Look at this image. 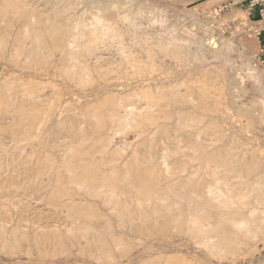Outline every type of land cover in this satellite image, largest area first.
Returning a JSON list of instances; mask_svg holds the SVG:
<instances>
[{
    "label": "rangeland",
    "instance_id": "1",
    "mask_svg": "<svg viewBox=\"0 0 264 264\" xmlns=\"http://www.w3.org/2000/svg\"><path fill=\"white\" fill-rule=\"evenodd\" d=\"M19 1L17 3L16 0H10L11 6L9 5L8 9H20L21 6L24 8H22L23 10L27 9L37 15L41 13L42 15H40V17L31 18V22L28 24L30 33H25L30 36L27 35L25 38L26 40L23 39L22 42V37L20 38L18 32L22 19H5V21L0 23V38H4L7 42L5 47H0V191H2L0 192V264H263V204L261 206L262 209L259 208L251 212L250 209H248L249 206L251 207L249 203L247 208L240 210L244 212H242L243 214L238 210L229 215L233 218H238L240 213L243 216H248L251 212L252 216L261 223L258 226L259 229L257 228L254 232L255 234L247 233L243 228H236L237 230L229 229L227 225L217 226L215 230H207L208 234L205 232L210 239V241L208 240L209 244L212 243V241L217 242L220 236H227L229 238L231 236L229 239V248L232 252L230 254L221 255L222 253L220 254L219 251H215L209 244H203L205 242H202L201 238L205 235L204 232L198 233L202 235L198 236L197 233L195 235L189 234L180 226H170L166 232H155L146 235L137 230L142 228L141 224L137 226L135 231L133 230V224L121 225L122 216L117 215L115 211L113 212V210L108 208L107 204H104L96 197L74 194L72 191L73 185H70V183L67 185V183L63 182L66 178H64V173L59 170L57 175V173L52 171L54 166L61 168L63 164L71 168L70 170L73 171V175L80 163H84V160L93 159L90 154L93 155L95 149L96 151L94 154L97 153L98 150H102L106 151L103 155L108 157L111 156V153H114L115 149L120 148L121 144L124 145L125 142H129L130 149L138 150H136L137 159L135 158V165L133 166L139 167L138 169L140 171L145 169V163L152 157V154L154 156L156 153H159L161 148L166 152H172L168 158L169 161L172 160V163L175 161L177 164L182 163L186 160V157H188L187 159L196 160L191 161L197 164L198 159L195 150L200 149L201 145L207 144L205 138L209 130H205V128H208L206 126L208 122L214 121L218 124L219 129L213 132H216L222 137H218L219 139L215 144L223 147L222 143L224 142H234L235 144L231 146L234 148L236 147L235 152L241 153V157L248 162L246 164L248 169L245 167L242 173L251 180L256 179L259 175H264V118L262 117L264 112L260 106V97L262 96L261 85H264V67H262L254 57L255 53H259L260 48L264 46V33L262 32L263 34H260L259 32V34L255 36H249L243 30L244 23L252 20H256V26H261L258 7L252 9L249 6V0H128V2L120 0L123 1V6L121 5L119 10H124L128 7L133 10L138 8L144 10L141 15H136L135 21L137 20V25H128L124 20H119L117 27L120 32L118 34H106L102 36L101 39L95 43L94 50L88 52L86 51V47L90 46L88 41H86L88 35H85L83 30L79 34L80 36H74L66 41L67 47L57 49L54 41L50 39L43 28L46 27L45 29H49V26L55 22H57L55 24H61L63 22V17L57 16L58 18H56L53 8L47 1ZM90 5V3L80 0L69 12L73 13L78 11L82 13V11L86 7H90ZM110 11L113 12L114 8H110ZM84 17H89L87 12L84 14ZM107 17L111 19L110 22L114 20V16L111 13L107 14ZM160 20H162L161 23ZM43 21L45 23H43ZM34 24L35 26L32 28ZM42 25H44V27ZM132 26L133 28H131ZM35 28L42 29L46 33L43 39L45 43L38 42V45L32 38L34 32L37 30H35ZM130 32L131 34H129ZM132 34L133 36H131ZM210 35L213 36L212 39H217L215 40V44L219 46L222 53H224V46L231 43L236 47H244V56L238 57L236 49L230 51V61L226 63L222 62L221 57L213 58L210 52L202 56L200 50L204 49V46L205 48L208 46L207 39ZM170 36L173 37V39ZM197 39H202L203 44L200 45ZM19 42L23 45V48L20 50L21 53L17 54L15 57V55H11V52L18 47L17 45L20 44ZM83 42L85 45H83ZM51 44L53 45L52 47ZM96 45L98 46L96 47ZM45 47H47L48 50ZM144 49H147V51ZM64 51L65 53L63 54ZM150 51L153 53L152 56L147 54ZM121 52H123V55ZM175 54L178 57H176ZM198 55L199 57H197ZM74 57L76 60H74ZM132 60L135 61H133V65ZM246 63L255 66V68L257 67L258 71L261 73L257 81L248 76L245 68ZM132 66L134 67L132 68ZM149 66L153 69H149ZM79 75L81 77L84 76L81 78ZM86 79L88 80L86 81ZM202 80L206 82H202ZM203 84L210 86L208 89H204ZM10 85L12 86L10 87ZM201 89L204 91L207 90V92H201ZM27 92L29 94H27ZM187 92H191L194 95L193 100L187 101L186 98L184 99L183 95L187 94ZM178 93H181V95L179 96ZM204 93H208V95L206 94L207 96L203 97ZM128 97H131L130 100ZM142 97H144V100ZM132 98L134 99L132 100ZM165 103L169 106H165ZM117 104H120V106H117ZM137 104H139V106ZM29 106H31V108H29ZM92 106H94L93 109L90 108ZM164 106L167 109L164 108ZM96 107L97 112L95 111ZM118 108L121 109V111ZM143 109L145 114L141 112ZM133 111H135V115L132 116ZM180 112H182L181 115L179 114ZM156 114L158 116H156L157 118L154 116ZM175 114L179 118H177ZM182 114L183 116L196 114L199 118V122L203 120L202 123L197 122V127L200 125L202 132L197 136L198 142H201V145H199L200 147L197 146L198 149L196 147L190 149V147H192L191 144H193L192 142L196 140L195 128L197 127L183 128L179 125L177 126V122L183 117ZM163 115H165V118ZM117 116H119V118ZM130 116L134 117V119L131 120L132 122H129ZM29 121L34 123L31 132L33 130L37 131L39 133L38 135L44 139L43 141L38 142L32 135L28 136L21 133L25 126L24 124ZM172 124H175V126L173 127ZM133 125H146L149 127L145 134L143 133L144 129ZM175 127H177V129ZM190 128L194 131L192 132ZM174 129L175 132L173 131ZM141 133H143V135ZM155 133H157V135ZM112 135L115 136L113 137ZM167 135L169 136L167 137ZM86 142L87 145H85ZM151 143L152 145H150ZM183 144L184 146H182ZM15 146L20 148L18 149ZM82 146L83 148H80ZM45 152L46 155H44ZM76 152H79L78 154H81V157L77 155ZM192 152L195 153V155ZM179 153L184 154L180 155ZM51 155L53 156L52 158H50ZM26 156L28 158H26ZM61 156L63 158H61ZM145 158L148 159L146 160ZM256 158L262 163V166L258 169H256V165L254 164L256 163ZM75 159L76 161H74ZM244 159H240V161L243 162ZM128 161L126 160V162ZM141 161L145 162L143 163ZM234 161H239V158H235ZM125 163L123 165H117L118 167L116 166L115 168V176L111 175L115 188L118 187L117 190L124 191L123 194H119L122 198L121 201L124 200V197L128 200L129 194L133 193L130 192L131 185L132 187H137L138 185L143 192L145 191V183H137L136 181L138 180H136V178L138 179V177L136 175H134L135 178L133 179V176L131 177L130 175L122 177L120 174H117L118 172L120 173L121 170L131 169V167ZM3 166H5V168ZM135 170L136 169H133V172H137ZM43 172H47V175ZM30 174H32V178L29 176ZM116 176L117 179L115 180ZM38 177H41L39 178L40 180H38ZM231 178L232 177L229 178L230 181H236L235 178ZM35 179H37L36 182ZM47 180L49 181L47 182ZM120 180L122 181L120 182ZM127 180H130L132 183H128ZM40 181L42 183H40ZM43 182L45 183L43 184ZM60 185L66 195L65 198H70L71 205H73V202V206H76L78 203L86 205L88 201L95 203L97 209L100 211L99 216L101 221L97 223L94 222V226L99 228L102 221H108L113 226V231L111 233L114 236L107 235L106 238L104 237L100 241H96L98 237H94L91 234L84 236L83 233H85V231L82 232L83 229L81 230V226L83 225L82 227L84 228L85 224L83 219L77 218L80 216L75 217L76 214L74 210L60 206H58V208L54 204L55 201L52 199V191L55 190V188L57 189V187L60 189ZM62 185L64 186L62 187ZM60 200L64 199L60 198L59 201ZM249 202H253V199H249ZM51 205H53V207ZM55 207L60 211H56ZM62 209H64L63 213L61 212ZM65 210L68 211L65 212ZM259 210L262 213L259 212ZM85 211L87 213L88 210L85 209ZM64 212L67 216H65L66 214ZM234 213H236V216ZM255 213H257V215ZM130 218L135 223H140L142 220L139 218L137 221V214H133ZM75 219L76 221H74ZM85 220H90V218L88 219L87 216ZM123 220L126 219L124 218ZM239 231H241L242 234ZM229 233L231 234L229 235ZM74 235L76 236L74 237ZM81 237L84 238L85 241H83ZM58 238L60 240H58ZM110 238L114 239L110 240ZM91 241H96L99 244L96 242L93 244ZM116 241H119L118 244ZM107 244L109 245L107 246ZM106 252L107 255L105 254Z\"/></svg>",
    "mask_w": 264,
    "mask_h": 264
},
{
    "label": "bare ground",
    "instance_id": "2",
    "mask_svg": "<svg viewBox=\"0 0 264 264\" xmlns=\"http://www.w3.org/2000/svg\"><path fill=\"white\" fill-rule=\"evenodd\" d=\"M10 0H0V23L5 21V19H12V18H19L22 19L21 20V25L19 26V34H20V38H21V42L23 41V39L26 38L27 35L29 34H25L29 32V28H28V24L29 22H31V18H35V17H40V15H42V13L40 15H37L36 13L29 11L27 9L23 10L24 8L20 6V9H13V10H9L8 7L10 5ZM19 1V0H18ZM18 1L16 0V2L18 3ZM47 1L50 6L53 8L54 11V15L56 18H58L57 16H61L63 17V22L61 24H55L57 22H55L54 24H51L49 27V29H45L43 28L47 35L50 37V39L52 41H54L55 46L57 47V49H62L67 47L66 46V41L69 40L70 38H73L74 36H80L79 34L82 32V30L84 31L85 35H88V38L86 41H88V43L90 44V46L86 47V51H93L95 48V43L98 42V40L101 39L102 36L106 35V34H118L120 32L119 28L117 27V23L119 20H124L126 22V24L128 25H137V20L136 19V15L138 14H142L144 12L143 9L138 8L136 10L131 9L130 7L124 9V10H119V7L123 4V1L120 0H84V2H88L90 3V7H86L82 13L77 12H73L70 13L69 10L72 9L74 7V5H76L77 3L80 2V0H45ZM83 1V0H81ZM125 2H128V0H124ZM20 2V1H19ZM23 3V2H22ZM25 3V2H24ZM44 3V2H43ZM11 6V5H10ZM123 6V5H122ZM29 7V5H28ZM26 7V8H28ZM50 7V8H51ZM252 9H255V6H250ZM23 8V9H22ZM31 8V6H30ZM51 8V9H52ZM110 8H114V11L111 12ZM50 11V9H49ZM150 11V10H149ZM88 13L89 17L85 18L84 14ZM112 14L114 17L111 22L109 19V17H107V14ZM46 16V15H43ZM87 16V15H86ZM156 16V15H155ZM154 16V17H155ZM50 18V17H49ZM47 18V19H49ZM55 18V19H56ZM116 18V19H115ZM148 18V17H147ZM150 18V17H149ZM156 19V18H155ZM36 20V19H35ZM34 20V21H35ZM38 20V19H37ZM45 20V19H43ZM59 21V20H58ZM123 21V22H124ZM147 21V20H146ZM150 21V20H149ZM157 21V20H156ZM162 20H160L161 23ZM48 22V21H47ZM152 22V21H151ZM155 22V21H154ZM33 23V22H32ZM31 23V24H32ZM43 23H45L43 21ZM50 23V22H48ZM47 23V24H48ZM36 24V23H35ZM35 24L32 26V28L35 26ZM123 24V23H122ZM38 25V24H37ZM170 25V24H169ZM44 27V25H42ZM133 26L131 28H133ZM140 26V25H139ZM138 26V27H139ZM39 27V26H38ZM166 27V26H164ZM31 28V27H30ZM48 28V26H47ZM126 28V27H125ZM137 28V27H136ZM37 28H35L36 30ZM129 29V28H128ZM127 29V30H128ZM135 30V29H134ZM34 31V30H32ZM31 31V32H32ZM129 31V30H128ZM17 32V33H18ZM43 32V33H42ZM264 33V28L261 29L260 34ZM30 33V32H29ZM42 29H37L32 38L36 41V43H45L43 40L44 36L46 34ZM150 33V32H149ZM262 33V34H263ZM4 34V33H2ZM7 34V33H5ZM131 34V32L129 33ZM121 35V34H120ZM2 36V35H1ZM30 36V35H29ZM111 36V35H110ZM133 36V34L131 35ZM164 36V35H163ZM173 36V35H172ZM48 37V38H49ZM118 37V35H117ZM122 37V36H121ZM171 37V36H170ZM169 37V38H170ZM178 37V36H177ZM212 35L208 36V42H207V47L204 49H201V54L202 56H204L206 53H211L213 58H218L221 57L222 58V62L226 63L230 61V51L231 50H235L238 53V57H243L244 56V47H236L231 43H228L224 46V53L221 52V49L219 48V46L217 44H215V40L217 39H212ZM6 38V37H5ZM19 38V39H20ZM82 38V37H81ZM104 38V37H103ZM115 38V37H114ZM134 38V37H133ZM158 38V37H157ZM173 39V37H171ZM211 38V40H210ZM18 39V38H16ZM31 39V38H29ZM112 39V38H111ZM117 39V38H116ZM115 39V40H116ZM131 39V38H130ZM129 39V40H130ZM159 39V38H158ZM178 39V38H177ZM180 39V38H179ZM194 39V38H193ZM26 40V39H25ZM76 40V39H75ZM121 40V39H120ZM124 40V39H123ZM132 40V39H131ZM157 40V39H156ZM175 40V39H174ZM198 40V39H197ZM28 41V38H27ZM43 41V42H42ZM102 41V40H101ZM114 41V40H113ZM146 41V40H145ZM177 41V40H176ZM179 41V40H178ZM18 42V41H17ZM25 42V41H24ZM82 42V41H81ZM80 42V43H81ZM103 42V41H102ZM109 42V41H108ZM133 42V41H132ZM153 42V41H152ZM151 42V43H152ZM171 42V41H170ZM173 42V41H172ZM175 42V41H174ZM199 44L202 45L203 40L200 39L198 40ZM6 40L4 38H0V47H5L6 46ZM20 43V42H19ZM32 43V41H31ZM30 43V45H31ZM79 43V42H78ZM84 43V42H83ZM105 43V42H104ZM129 43V42H128ZM136 43V42H135ZM164 43V42H163ZM168 43V42H167ZM189 43V42H188ZM33 44V43H32ZM70 44V42H69ZM88 44V45H89ZM132 44V43H131ZM150 44V43H149ZM153 44V43H152ZM151 44V45H152ZM165 44V43H164ZM172 44V43H171ZM39 45V44H38ZM71 45V44H70ZM75 45V44H73ZM77 45V44H76ZM85 45V43L83 44ZM81 45V46H83ZM118 45V44H116ZM135 45V44H134ZM159 45V43H158ZM157 45V46H158ZM18 47L16 49H13V51L11 52V55H16L21 53L20 50L23 48V45L20 43L17 45ZM26 46V45H25ZM41 46V45H40ZM53 45L51 44V47ZM98 45H96L97 47ZM119 46V45H118ZM117 46V47H118ZM122 46V45H121ZM150 46V45H149ZM155 46V45H154ZM161 46V45H160ZM159 46V48H160ZM164 46V45H163ZM169 46V45H168ZM167 46V47H168ZM174 46V44H173ZM31 47V46H30ZM35 47V46H34ZM70 47V46H69ZM73 47V46H72ZM76 47V46H75ZM79 47V46H78ZM120 47V46H119ZM148 47V46H147ZM156 47V46H155ZM171 47V45H170ZM183 47V46H182ZM28 48V47H27ZM42 48V46H41ZM40 48V49H41ZM47 50L48 48L45 47ZM74 48V47H73ZM111 48V47H110ZM124 48V47H122ZM121 48V49H122ZM146 48V47H143ZM158 48V47H157ZM165 48V47H164ZM31 49V48H30ZM78 49V48H77ZM84 49V48H83ZM115 49V48H114ZM126 49V48H125ZM36 50V48H35ZM118 50V49H117ZM145 50V49H144ZM150 50V49H148ZM159 50V49H158ZM173 50V49H172ZM27 51V49H26ZM32 51V50H31ZM38 51V50H37ZM41 51V50H40ZM39 51V52H40ZM54 51V50H53ZM71 51V50H70ZM98 51V50H96ZM147 51V49L145 50ZM164 51V50H163ZM199 51V52H200ZM30 52V51H29ZM51 52V51H50ZM76 52V51H75ZM79 52V51H78ZM77 52V55H78ZM83 52V51H82ZM87 52V53H88ZM124 52V51H123ZM123 52L122 55H123ZM157 52V51H156ZM168 52V51H167ZM65 53V51L63 52V54ZM71 53V52H70ZM120 53V52H118ZM158 53V52H157ZM197 53V52H196ZM32 54V53H31ZM30 54V55H31ZM43 54V53H42ZM41 54V55H42ZM47 54V52H46ZM80 54V52H79ZM89 54V53H88ZM87 54V55H88ZM148 55L152 56V51H150L149 53H147ZM155 54V53H154ZM168 54V53H167ZM74 55V54H73ZM90 55V54H89ZM93 55V54H92ZM95 55V54H94ZM136 55V54H135ZM140 55V54H139ZM176 55V54H175ZM189 55V54H188ZM43 56V55H42ZM71 56V55H70ZM102 56V55H101ZM125 56V55H124ZM123 56V57H124ZM134 56V55H133ZM142 56V55H141ZM140 56V57H141ZM28 57V56H27ZM32 57V56H31ZM148 57V56H147ZM176 57H178L176 55ZM180 57V56H179ZM199 57V55L197 56ZM201 57V56H200ZM66 58V57H65ZM70 58V57H68ZM77 58V57H76ZM83 58V57H82ZM90 58V57H89ZM98 58V57H97ZM120 58V57H119ZM131 58V57H130ZM194 58V57H193ZM111 59V58H110ZM126 59V58H125ZM143 59V58H141ZM153 59V58H152ZM188 59V57H187ZM200 59V58H199ZM32 60V59H31ZM74 60L75 57H74ZM73 60V61H74ZM99 60V59H98ZM97 60V61H98ZM107 60V59H104ZM135 60V59H134ZM134 60H132V65L135 62ZM180 60V59H179ZM80 61V60H79ZM82 61V60H81ZM134 61V62H133ZM139 61V60H138ZM70 62V61H68ZM90 62V61H89ZM100 62V61H99ZM113 62V61H112ZM118 62V61H117ZM124 62V61H123ZM141 62V61H140ZM73 63V62H72ZM119 63V62H118ZM126 63V61H125ZM182 63V62H181ZM71 64V63H70ZM68 64V65H70ZM74 64V63H73ZM82 64V63H81ZM86 64V63H85ZM83 64V65H85ZM97 64V62H96ZM106 64V63H105ZM130 64V63H129ZM67 65V66H68ZM76 65V64H75ZM80 65V64H79ZM87 65V64H86ZM115 65V64H114ZM122 65V64H121ZM73 66V65H72ZM77 66V65H76ZM135 66V65H134ZM132 66V68L134 67ZM148 66V65H147ZM66 67V66H65ZM81 67V65H80ZM84 67V66H83ZM86 67V66H85ZM89 67V66H87ZM102 67V66H101ZM129 67V66H128ZM145 67V66H144ZM151 69L152 67L149 66ZM73 68V67H72ZM82 68V67H81ZM95 68V67H94ZM105 68V67H104ZM108 68V67H107ZM124 68V67H123ZM148 68V67H147ZM245 68L247 70V74L248 76L252 77L253 80H258L259 77L261 76V73L258 71L257 67L255 68V66L250 65L249 63H246ZM63 69V66H62ZM85 69V68H84ZM109 69V68H108ZM131 69V68H128ZM136 69V68H135ZM148 69V70H149ZM153 69V68H152ZM61 70V68H60ZM65 70V69H64ZM96 70V69H95ZM99 70V68H98ZM97 70V71H98ZM101 70V68H100ZM104 70V69H103ZM118 70V69H117ZM127 70V69H126ZM146 70V69H145ZM68 71V69H67ZM72 71V70H71ZM70 71V72H71ZM77 71V70H76ZM106 71V70H105ZM69 72V74H70ZM80 72V71H77ZM87 72V71H86ZM99 72V71H98ZM130 72V71H128ZM146 72V71H145ZM66 73V72H65ZM85 73V71H84ZM102 73V72H101ZM109 73V72H106ZM77 74V73H76ZM83 74V73H82ZM81 74V75H82ZM128 74V73H127ZM138 74V73H137ZM74 75V73H73ZM72 75V76H73ZM78 75V74H77ZM85 75V74H84ZM83 75V76H84ZM102 75V74H101ZM104 75V74H103ZM80 76V75H79ZM83 76L81 78H83ZM87 76V75H86ZM91 76V75H90ZM95 76V73H94ZM69 77V76H68ZM88 77V76H87ZM78 78V76H77ZM93 78V77H92ZM96 78V77H95ZM74 79V78H73ZM85 79V78H84ZM83 79V80H84ZM91 79V77H90ZM81 80V79H80ZM88 79H86L87 81ZM75 81V80H74ZM76 82V81H75ZM80 82V81H79ZM83 82V81H82ZM202 82H206L205 80H202ZM84 83H88V82H84ZM22 85V84H21ZM24 85V84H23ZM80 85V83H79ZM83 85V84H82ZM6 86V85H5ZM8 86V85H7ZM12 85H10L11 87ZM210 85L207 84H203L204 89H208ZM14 87V86H13ZM28 87V86H27ZM163 87V86H161ZM158 88V87H157ZM183 88V87H182ZM213 88V87H212ZM160 89V88H159ZM261 93L262 96L260 97V106L263 109L264 112V85H261ZM10 90V89H8ZM143 90V89H142ZM146 90V89H145ZM151 90V89H150ZM162 90V89H161ZM170 90V89H169ZM175 90V89H174ZM213 90V89H212ZM25 91V90H24ZM28 91V90H27ZM158 91V90H157ZM176 91V90H175ZM187 91V90H186ZM201 92H207L204 91L203 89L200 90ZM11 92V91H10ZM26 92V91H25ZM137 92V91H136ZM139 92V91H138ZM148 92V91H147ZM152 92V90H151ZM32 93V92H30ZM144 93V92H143ZM141 93V94H143ZM149 93V92H148ZM174 93V91H173ZM172 93V94H173ZM8 94V93H7ZM6 94V95H7ZM26 94V93H25ZM27 94H29L27 92ZM128 94V93H126ZM152 94V93H151ZM165 94V93H164ZM163 94V95H164ZM176 94V93H175ZM179 94V93H178ZM208 93H204V96H207ZM3 95V94H2ZM11 95V94H10ZM145 95V94H144ZM181 95V93L179 94V96ZM128 96V95H127ZM143 96V95H141ZM171 96V95H170ZM177 96V95H176ZM184 99L186 98L187 101L188 100H193L194 99V95L191 92H187V94H184ZM29 97V96H28ZM125 97V96H124ZM150 97V95H149ZM157 97V96H156ZM155 97V98H156ZM159 97V96H158ZM131 98V97H130ZM130 98L128 97V99L130 100ZM144 100V97H142ZM172 98V97H171ZM1 99V98H0ZM121 99V98H120ZM134 98H132L133 100ZM154 99V98H153ZM183 99V100H184ZM205 99V98H204ZM126 100V99H125ZM142 100V101H143ZM186 102V101H185ZM190 102V101H189ZM188 102V103H189ZM11 103V102H9ZM133 103V101H132ZM182 103V102H181ZM122 104V103H120ZM120 104L117 106H120ZM134 104V103H133ZM132 104V105H133ZM180 104V103H179ZM190 104V103H189ZM4 105V104H3ZM2 105V107H3ZM12 105V104H11ZM139 106V104H137ZM144 105V104H143ZM159 105V104H158ZM157 105V106H158ZM168 105L165 103V106ZM7 106V105H6ZM13 106V105H12ZM11 106V107H12ZM127 106V105H126ZM136 106V105H135ZM164 106V108H166ZM169 106V105H168ZM47 107V106H46ZM49 107V106H48ZM94 106L90 107L93 109ZM163 107V106H162ZM24 108V107H23ZM29 108H31V106H29ZM122 108V107H121ZM159 108V107H157ZM170 108V107H169ZM103 109V108H102ZM119 109V108H118ZM123 109V108H122ZM167 109V108H166ZM97 110V107L95 109V111ZM121 111V109H119ZM155 110V109H153ZM161 110V109H160ZM8 111V110H7ZM10 111V110H9ZM14 111V110H13ZM46 111V110H45ZM61 111V110H60ZM94 111V113H95ZM149 111V110H148ZM151 111V109H150ZM177 111V110H176ZM36 112V111H35ZM89 112V111H88ZM97 112V111H96ZM135 111H133L131 114L132 116L135 115L134 114ZM144 112V109L143 111ZM147 112V111H146ZM161 112V111H160ZM186 112V111H184ZM9 113V112H8ZM25 113V112H24ZM91 113V112H90ZM125 113V111H124ZM123 113V114H124ZM152 113V111H151ZM182 112H180L179 114L181 115ZM60 114V113H59ZM96 114V113H95ZM104 114V113H103ZM121 114V113H120ZM122 114V115H123ZM126 114V113H125ZM130 114V115H131ZM145 114V112H144ZM163 114V113H162ZM184 114V113H183ZM182 114V116H183ZM21 115V114H20ZM90 115V114H88ZM92 115V113H91ZM110 115V114H109ZM121 115V116H122ZM129 115V114H128ZM139 115V114H138ZM141 115V114H140ZM159 115V114H158ZM161 115V114H160ZM166 115V113H165ZM163 115V117L165 116ZM176 115V114H175ZM178 115V113H177ZM176 115L177 118H179ZM179 115V116H180ZM35 116V114H34ZM33 116V117H34ZM83 116V115H82ZM127 116V114H126ZM150 116V115H149ZM155 117L157 116L154 115ZM170 116V115H169ZM202 116V115H201ZM91 117V116H90ZM104 117V116H102ZM112 117V116H111ZM119 118V116H117ZM124 117V116H123ZM128 117V116H127ZM131 117V116H130ZM140 117V116H139ZM158 117V116H157ZM156 117V118H157ZM262 117L264 118V115H262ZM31 118V117H30ZM60 118V117H59ZM99 118V117H98ZM101 118V117H100ZM106 118V117H105ZM116 118V117H115ZM165 118V117H164ZM162 118V119H164ZM94 119V118H93ZM97 119V118H96ZM117 119V118H116ZM126 119V118H125ZM134 119V117L129 118V122ZM145 119V118H144ZM154 119V118H153ZM26 120V119H23ZM21 120V121H23ZM100 120V119H99ZM111 120V119H110ZM119 120V119H118ZM117 120V121H118ZM128 120V119H126ZM101 121V120H100ZM145 121V120H144ZM160 121V120H159ZM162 121V120H161ZM172 121V120H171ZM203 121V120H202ZM202 121H200L202 123ZM96 122V121H93ZM99 122V121H98ZM114 122V121H112ZM121 122V121H120ZM132 122V121H131ZM146 122V121H145ZM197 122H199V118L195 115L192 114H188L187 116H183L179 122H177V126H181V127H197ZM199 122V123H200ZM24 123V122H23ZM101 123V122H100ZM115 123V122H114ZM125 123V122H124ZM149 123V122H148ZM147 123V124H148ZM175 123V122H174ZM95 124V123H94ZM98 124V123H97ZM96 124V125H97ZM126 124V123H125ZM140 124V123H139ZM155 124V123H154ZM153 124V125H154ZM23 125V124H22ZM24 128L23 131L21 132L22 134L25 135H32L34 137V139H36V141H43L44 139L39 136L37 131H32L34 127V123L32 121L27 122L26 124H24ZM100 125V124H99ZM113 125V124H112ZM115 125V124H114ZM173 125V124H172ZM98 126V125H97ZM117 126V125H116ZM120 126V125H119ZM122 126V125H121ZM125 126V125H124ZM136 127H141L142 129H144L143 133L146 134L147 128L149 126L146 125H133ZM161 126V125H160ZM165 126V125H164ZM175 126V124L173 125V127ZM203 126V125H202ZM208 128H205L209 130V132L206 133L207 137L205 138L207 141V144L205 145H201L198 140H197V136H199L200 132H201V127L200 125L195 128L196 129V140H194L191 144L192 147H190V149L193 148H197V146L201 145V148L196 151V157L198 159L197 164L192 163L193 159H187L188 157H186V160L183 161L182 163L177 164V162L172 163L171 161H169V155L172 152H166L164 151L163 148L160 149L159 153H156L154 156L152 154V157L145 163V169H143L142 171H140L138 168L139 167H134L133 165H135V158H136V154L137 151L134 149H130L129 147V142H125L124 145L121 144L120 148H117L119 146L116 147L117 149L114 150V153H111V156L105 157L106 151H97V153L94 154L93 151V155H91V158H93L92 160L89 159L87 161H83L84 163H80V165L78 166V168L76 169V171H74L73 175H72V170H70V167L64 166L62 164V167H55L52 169L53 172L59 173V170H61L64 173V178L65 180L63 181L64 183H70V185H73V189L72 191L74 192V194H83V195H87L89 197H96L99 198L104 204H107L108 208H110L111 210H113V212L115 211L117 213V215H121L122 216V221H121V225H125V224H129L132 225L133 224V230L135 231L137 229V226L139 224L142 225L141 229H137L139 230V232H142L146 235H150L153 234L155 232H159V233H163L166 232L168 230V227L170 226H180L182 227L185 231H187L189 234H193L195 235L196 233H201V232H205L207 233V230H212L217 227V226H222V225H227L229 227V229H239V228H243L244 231H246L247 233H254L256 231V229H259V224H261L255 217L252 216L251 212L253 210H258L259 208H261L262 204L264 205V175H259V177H256V179H249L248 177H246L243 173L242 170L246 167L247 168V161H245V159L243 157H241V153H237L235 152L236 147H232V144H235L234 142H224L222 143V146L216 145V141L219 139L218 137H220L216 132L219 129L218 124L214 121H210L208 122V124L206 125ZM106 127V125H105ZM130 127V126H129ZM128 127V128H129ZM167 127V126H166ZM165 127V128H166ZM171 127V126H170ZM180 127V128H181ZM193 127V128H194ZM117 128V127H116ZM160 128V127H159ZM168 128V127H167ZM166 128V129H167ZM172 128V127H171ZM177 129V127H175ZM78 129V128H77ZM90 129V128H89ZM115 129V127H114ZM136 129V128H133ZM140 129V128H139ZM182 129V128H181ZM180 129V130H181ZM186 129V128H185ZM28 130V131H27ZM83 130V129H82ZM127 130V129H126ZM137 130V129H136ZM169 130V129H168ZM190 130L192 131V129L190 128ZM189 130V131H190ZM92 131V130H91ZM118 131V130H117ZM121 131V130H120ZM160 131V130H159ZM175 132V129L173 130ZM184 131V129H183ZM188 131V130H187ZM194 131V130H193ZM192 131V132H193ZM203 131V130H202ZM80 132V131H79ZM94 132V131H93ZM92 132V133H93ZM110 132V131H109ZM113 132V131H112ZM116 132V130H115ZM122 132V131H121ZM120 132V133H121ZM172 132V133H174ZM186 132V131H185ZM191 132V133H192ZM90 133V132H88ZM91 133V134H92ZM111 133V132H110ZM140 133V132H139ZM143 133H141L143 135ZM148 133V132H147ZM153 133V132H152ZM151 133V134H152ZM158 133V130H157ZM157 133H155L157 135ZM169 133V131H168ZM181 133V131H180ZM190 133V132H189ZM202 133V132H201ZM164 134V133H162ZM204 134V133H203ZM89 135V134H88ZM87 135V136H88ZM96 135V134H94ZM137 135V134H136ZM140 135V134H139ZM178 135V134H177ZM180 135V134H179ZM23 136V135H21ZM91 136V135H89ZM113 136V135H112ZM115 136V135H114ZM113 136V137H114ZM138 136V135H137ZM155 136V135H154ZM169 135H167L168 137ZM172 136V135H171ZM170 136V137H171ZM184 136V135H183ZM192 136V135H191ZM194 136V135H193ZM85 137V136H84ZM157 137V136H156ZM155 137V138H156ZM177 137V136H176ZM180 137V136H179ZM140 138V137H139ZM148 138V137H147ZM154 138V137H153ZM172 138V137H171ZM181 138V137H180ZM222 138V137H220ZM81 139V137H80ZM108 139V138H107ZM186 139V138H185ZM184 139V140H185ZM79 140V139H78ZM77 140V141H78ZM93 140V139H92ZM111 140V139H110ZM109 140V141H110ZM155 140V139H154ZM167 140V139H166ZM188 140V139H187ZM232 140V139H231ZM70 141V140H69ZM86 141V140H85ZM108 141V140H107ZM108 141V142H109ZM171 141V140H170ZM173 141V139H172ZM186 141V140H185ZM203 141V140H202ZM233 141V140H232ZM237 141V140H236ZM235 141V142H236ZM72 142V141H71ZM111 142V141H110ZM156 142V140H155ZM164 142V141H163ZM169 142V141H167ZM205 142V141H204ZM74 143V142H73ZM76 143V142H75ZM81 143V141H80ZM141 143V142H140ZM150 143V142H148ZM162 143V142H161ZM170 143V142H169ZM175 143V142H174ZM178 143V140H177ZM180 143V142H179ZM184 143V142H183ZM189 143V142H188ZM238 143V142H237ZM79 144V142H78ZM82 144V143H81ZM84 144V143H83ZM91 144V143H90ZM95 144V143H94ZM108 144V143H107ZM131 144V142H130ZM137 144V143H136ZM143 144V142H142ZM141 144V145H142ZM154 144V143H153ZM165 144V143H164ZM187 144V143H186ZM203 144V143H202ZM2 145V144H1ZM87 145V142L86 144ZM144 145V144H143ZM152 145V143L150 144ZM14 146V145H13ZM19 146V145H18ZM17 147L18 149L20 147ZM21 146V145H20ZM67 146V145H66ZM76 146V145H75ZM81 146V145H80ZM100 146V145H99ZM105 146V145H104ZM116 146V145H115ZM184 146V144L182 145ZM227 146V147H226ZM235 146V145H234ZM7 147V146H5ZM70 147V146H69ZM68 147V148H69ZM78 147V146H77ZM90 147V146H89ZM93 147V145H92ZM102 147V145H101ZM112 147V146H111ZM138 147V146H137ZM200 147V146H199ZM16 148V149H17ZM80 148H83L80 147ZM129 148V149H128ZM150 148V147H149ZM166 148V147H165ZM176 148V147H175ZM179 148V147H178ZM182 148V147H181ZM17 149V151H18ZM105 149V148H104ZM187 149V148H186ZM15 150V149H14ZM12 150V151H14ZM70 150V149H68ZM74 150V149H72ZM140 150V148H139ZM149 150V149H148ZM152 150V149H151ZM173 150V149H172ZM178 150V149H176ZM175 150V151H176ZM1 151V150H0ZM20 151V150H19ZM24 151V150H23ZM75 151V150H74ZM77 151V150H76ZM144 151V150H143ZM147 151V150H146ZM187 151V150H186ZM16 152V151H15ZM69 152V151H68ZM72 152V151H71ZM88 152V151H87ZM124 152V153H123ZM185 152V151H184ZM190 152V151H189ZM70 153V152H69ZM77 153V152H76ZM79 153V152H78ZM77 153V155H79ZM86 153V152H85ZM90 153V152H89ZM154 153V152H153ZM193 153V152H192ZM6 154V153H5ZM14 154V153H13ZM12 154V155H13ZM23 154V153H22ZM74 154V153H72ZM175 154V153H174ZM180 155L184 154V153H179ZM195 155V153H193ZM19 155V154H18ZM44 155H46V152L44 153ZM64 155V154H63ZM81 155V154H80ZM79 155V156H80ZM149 155V154H148ZM245 155V154H244ZM65 156V155H64ZM140 156V155H139ZM146 156V155H145ZM177 156V155H176ZM21 157V156H20ZM48 157V156H47ZM53 156L51 155L50 158H52ZM68 157V156H67ZM81 157V156H80ZM149 157V156H148ZM173 157V156H172ZM171 157V158H172ZM179 157V156H178ZM26 158H28L26 156ZM61 158H63L61 156ZM86 158V157H84ZM89 158V157H88ZM191 158V157H190ZM235 158H239V161H234ZM8 159V157H7ZM129 159V161H128ZM137 159V158H136ZM146 160L148 158H145ZM176 159V158H175ZM240 159H244L243 162L240 161ZM26 160V159H25ZM49 160V159H48ZM53 160V159H52ZM65 160V159H64ZM63 160V161H64ZM78 160V159H77ZM83 160V159H81ZM126 160L128 162H126ZM177 160V159H176ZM193 160V161H191ZM72 161V160H70ZM76 161V159L74 160ZM72 161V162H74ZM65 162V161H64ZM69 162V161H68ZM71 162V163H72ZM127 163L129 165V167H131L130 170L128 169H124L121 170L123 172L120 171V173L118 172L117 174L121 175L122 177L124 176H133V179L135 178L134 175H136L138 177V179L136 178L137 183H145V191L143 192L141 190V188L137 185V187H130V193L128 200L127 198L124 197V200H122V198L119 196L120 193H124L123 190H117L118 187L115 188V186L113 185L112 179H111V175H114L115 172V168L118 165H123L124 163ZM137 162V161H136ZM143 162V161H141ZM140 162V163H141ZM145 162V161H144ZM143 162V163H144ZM179 162V161H178ZM44 163V162H43ZM50 163V162H49ZM61 163V162H60ZM70 163V162H69ZM68 163V164H69ZM125 163V164H126ZM252 163V162H251ZM45 164V163H44ZM138 164V163H137ZM256 165V169L260 168L262 166V163H260L258 161V159L256 158V163H254ZM78 165V164H77ZM15 166V165H14ZM64 166V167H63ZM96 166V167H95ZM117 166V167H118ZM127 166V165H126ZM133 166V167H132ZM5 168V166H3ZM16 167V166H15ZM74 167V168H75ZM127 167V168H129ZM2 168V167H1ZM18 168V167H17ZM46 168V166H45ZM73 168V170H74ZM143 168V167H141ZM133 169H136L135 171L137 172H133ZM248 169V168H247ZM4 170V169H3ZM48 170V169H47ZM8 171V170H7ZM16 171V170H15ZM45 171V170H44ZM51 171V170H50ZM119 171V170H118ZM14 172V171H12ZM38 172V171H37ZM248 172V171H247ZM253 172V171H252ZM35 173V172H34ZM44 173V172H43ZM42 173V174H43ZM36 174V173H35ZM44 174L47 175V172H45ZM56 175V176H57ZM28 176V175H27ZM29 176H31L32 178V174H30ZM115 176V175H114ZM113 176V177H114ZM54 177V176H53ZM52 177V178H53ZM72 177V179H71ZM230 177L235 178L236 181L232 182V180L230 181ZM37 178V177H35ZM38 177V180H40ZM49 178V177H48ZM51 178V176H50ZM49 178V179H50ZM126 178V177H125ZM129 178V177H128ZM127 178V179H128ZM231 178V179H232ZM59 179V177H58ZM117 179V176L115 178V180ZM131 179V178H129ZM26 180V179H25ZM37 179H35L36 182ZM114 180V181H115ZM123 180V179H122ZM120 180V182L122 181ZM46 181V180H45ZM49 180H47L48 182ZM57 181V180H56ZM38 182V181H37ZM46 182V184H47ZM52 182V181H51ZM50 182V183H51ZM55 182V181H54ZM117 182V181H116ZM128 183H132L130 182V180H127ZM33 183V182H32ZM40 183H42L40 181ZM39 183V184H40ZM45 182H43L44 184ZM49 183V185H50ZM57 183V182H56ZM60 183V182H59ZM62 183V182H61ZM135 183V182H134ZM136 183V184H137ZM121 184V183H120ZM59 185V184H58ZM69 185V186H70ZM117 185V184H116ZM40 186V185H39ZM37 186V187H39ZM42 186V184H41ZM45 186V185H44ZM51 186V185H50ZM64 185H62L63 187ZM124 186V185H123ZM6 187V186H5ZM48 187V186H47ZM47 187H45L46 189H48ZM55 187V186H54ZM57 187V186H56ZM72 187V186H71ZM126 187V186H124ZM128 187V185H127ZM142 187V186H141ZM7 188V187H6ZM9 189V188H8ZM44 189V188H43ZM11 190V189H10ZM45 190V189H44ZM49 190V189H48ZM13 191V190H12ZM126 191V190H125ZM2 192V191H0ZM36 192V191H35ZM44 192V191H42ZM48 192V191H47ZM53 195H52V199L55 201V205L58 207H66L69 209L74 210L76 216H80L77 218H82L84 223V228L81 226V230L82 232L85 231V233H83V235H93L94 237L97 236L98 240L96 241H100L102 240L104 237L106 238V236L110 235L112 236L113 234L111 233L113 231V226L110 224V222L108 221H102L99 225L100 227L97 228L94 226V222H100V211L97 209V205L95 203H91V202H87L86 205L82 204V203H78L76 206L70 204V198H65V193L63 191V188H61L60 185V189L57 187V189L55 188V190L52 191ZM67 192L70 194V192L67 190ZM46 194V192H45ZM52 194V193H51ZM63 194V195H62ZM48 197V196H47ZM81 197V196H80ZM88 197V198H89ZM123 197V196H122ZM62 198L64 200H60L59 199ZM82 198V197H81ZM253 199V202H249V199ZM48 199V198H47ZM66 200V201H65ZM72 201V200H71ZM251 205V207L248 205ZM2 204V203H1ZM103 204V205H104ZM3 205V204H2ZM53 207V205H51ZM50 206V207H51ZM51 207V208H52ZM250 209V214H248V216H243L241 215L240 210L247 208ZM59 208V207H58ZM57 208V209H58ZM56 209V207H55ZM56 209V211H58ZM86 210L87 213H86ZM262 209V208H261ZM260 209V210H261ZM62 209V213H63ZM71 210V211H72ZM84 210V211H83ZM241 212L239 214L238 218H233L229 215H231V213H233L234 211H238ZM246 210V209H245ZM244 210V211H245ZM259 210V212H261ZM55 211V212H56ZM60 211V210H59ZM58 211V212H59ZM68 210H65V212ZM64 212V213H65ZM73 212V213H74ZM256 212V211H254ZM253 212V214H254ZM264 213V210L262 211ZM261 212V213H262ZM72 213V214H73ZM244 213V212H243ZM242 213V214H243ZM246 213V212H245ZM61 214V213H60ZM66 214V213H65ZM133 214H137L138 215V219L137 221L140 219L141 222L140 223H135L131 220L130 216H133ZM236 216V213H234ZM257 215V213H255ZM241 215V216H240ZM261 215V214H260ZM67 216V214L65 215ZM69 216V214H68ZM73 216V215H72ZM88 216V219L90 218V220H85V218ZM113 216V215H112ZM238 216V215H237ZM74 217V216H73ZM257 217V216H256ZM72 218V217H70ZM69 218V219H70ZM117 219H119L118 217H116ZM126 220H123V219ZM259 218V215H258ZM68 219V217H67ZM257 220V221H256ZM76 221V219L74 220ZM78 221V219H77ZM135 221V220H134ZM80 222V221H79ZM78 222V223H79ZM81 223V222H80ZM119 224V223H118ZM79 225V224H78ZM262 226V225H261ZM73 227V226H72ZM223 228V227H222ZM219 229V228H218ZM236 229V230H237ZM78 230V229H77ZM221 230V228H220ZM219 230V231H220ZM71 231V230H70ZM234 231V230H233ZM58 232V231H57ZM65 232V231H64ZM78 232V231H77ZM222 232V230H221ZM220 232V234H221ZM241 233V231H239ZM4 233V232H3ZM2 233V234H3ZM66 233V232H65ZM215 233V232H214ZM239 233V234H240ZM59 234V233H58ZM69 234V233H68ZM71 234V232H70ZM203 234V233H202ZM208 234V233H207ZM231 233H229L230 235ZM242 234V233H241ZM244 234V233H243ZM255 234V233H254ZM18 235V234H17ZM77 235V234H76ZM74 235V237L76 236ZM82 235V234H81ZM80 235V236H81ZM90 235V236H91ZM210 235V234H209ZM212 235V234H211ZM216 235V234H215ZM218 235V234H217ZM245 235V234H244ZM71 236V235H70ZM114 236V235H113ZM112 236V237H113ZM198 236H202L199 235ZM242 236V235H241ZM254 236V235H253ZM54 237V236H53ZM89 237V236H87ZM111 237V238H112ZM119 237V236H118ZM117 237V238H118ZM211 237V236H210ZM234 237V236H233ZM250 237V236H249ZM25 238V237H24ZM82 238V237H81ZM110 240H113L111 239ZM212 238V237H211ZM218 238V237H217ZM231 238V236H230ZM229 237L227 236H223V237H219V239H217V242H213L212 243H208V240L210 241L209 237L205 234L203 235V237L201 238L202 242H205L203 244H209L210 247H212L215 251H219L221 255L224 254H230L232 251L229 248ZM83 241L84 238H82ZM86 239V238H85ZM93 239V238H92ZM91 239V240H92ZM213 239V238H212ZM15 240V239H13ZM39 240V238H38ZM58 240H60L58 238ZM64 240V238H63ZM95 240V239H94ZM105 240V239H104ZM121 240V239H120ZM215 240V239H214ZM87 241V239H86ZM96 241H91L93 242V244ZM216 241V240H215ZM62 242V241H61ZM108 242V241H105ZM115 242V240H114ZM117 242V241H116ZM119 242V241H118ZM117 242V244H118ZM232 242V241H231ZM85 243V242H84ZM97 243V242H96ZM103 243V241H102ZM113 243V242H112ZM121 243V241H120ZM4 244V242H3ZM53 244V243H52ZM99 244V243H97ZM106 244V243H105ZM116 244V243H115ZM59 245V244H58ZM61 245V244H60ZM88 245V244H87ZM103 245V244H101ZM109 244H107L108 246ZM54 246V244H53ZM65 246V245H64ZM106 246V245H105ZM116 246V245H115ZM100 247V246H99ZM98 247V248H99ZM103 247V246H102ZM233 247V246H231ZM97 248V249H98ZM90 249V248H89ZM217 249V250H216ZM87 250V249H86ZM212 250V249H211ZM96 251V250H95ZM99 251V250H98ZM101 251V249H100ZM103 251V249H102ZM106 251V249H105ZM104 251V252H105ZM213 251V250H212ZM109 252V251H108ZM100 253V252H98ZM102 253V252H101ZM104 254V253H103ZM102 254V256H103ZM107 255V252L105 253ZM218 254V252H217ZM105 255V256H106ZM170 256V255H168ZM174 262V261H173ZM167 263V262H166ZM169 264V263H168ZM264 264V263H263Z\"/></svg>",
    "mask_w": 264,
    "mask_h": 264
},
{
    "label": "built area",
    "instance_id": "3",
    "mask_svg": "<svg viewBox=\"0 0 264 264\" xmlns=\"http://www.w3.org/2000/svg\"><path fill=\"white\" fill-rule=\"evenodd\" d=\"M249 6H255L258 7L259 10V20L261 23V26H256V20H252L250 22H245L243 25V30L245 33H247L249 36H255L256 34H259L260 30L264 28V0H249ZM255 60L264 67V46L260 48L259 53H255L254 55Z\"/></svg>",
    "mask_w": 264,
    "mask_h": 264
}]
</instances>
